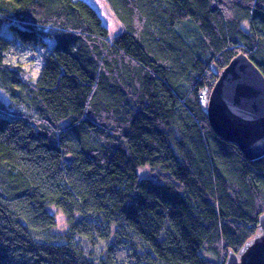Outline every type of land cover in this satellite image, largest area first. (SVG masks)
I'll return each instance as SVG.
<instances>
[{
	"label": "trees",
	"instance_id": "trees-1",
	"mask_svg": "<svg viewBox=\"0 0 264 264\" xmlns=\"http://www.w3.org/2000/svg\"><path fill=\"white\" fill-rule=\"evenodd\" d=\"M104 2L113 36L87 0H0V264H95L73 236L120 220L131 264H224L258 230L264 156L215 134L206 95L239 52L264 75V0Z\"/></svg>",
	"mask_w": 264,
	"mask_h": 264
},
{
	"label": "water",
	"instance_id": "water-1",
	"mask_svg": "<svg viewBox=\"0 0 264 264\" xmlns=\"http://www.w3.org/2000/svg\"><path fill=\"white\" fill-rule=\"evenodd\" d=\"M205 110L220 138L235 144L250 160L264 156V75L244 52L234 55L217 74ZM257 229L237 252L229 250L224 264H264V212Z\"/></svg>",
	"mask_w": 264,
	"mask_h": 264
},
{
	"label": "rangeland",
	"instance_id": "rangeland-1",
	"mask_svg": "<svg viewBox=\"0 0 264 264\" xmlns=\"http://www.w3.org/2000/svg\"><path fill=\"white\" fill-rule=\"evenodd\" d=\"M87 1L92 4L94 8L98 11L103 22L109 28V34L112 36L115 35L119 28V23L114 19L113 15L110 13V10L108 9L104 0ZM219 73L220 71L217 74ZM207 99L208 96L206 95V104ZM0 101L4 103H7L9 101L7 94H5L2 90H0ZM149 171V168L143 169V173L148 174ZM56 214L57 224L53 228V231L56 233H64L67 229L66 223L64 221V216H62L59 211H57ZM86 216L96 215L93 213H87ZM49 238L55 242H64V238L59 236H49ZM72 240L74 242L80 243L84 247L86 254L89 255V257L94 261L95 264H99V259L102 255L105 254V247L107 244L112 245V252L114 258H116L118 261L124 262L125 264L135 263V260L128 256L130 249L135 251H144L142 245L135 237L134 232L129 229L121 220L119 221V224L117 226H114L110 237L105 239H98L95 244H92L87 238L80 234H75Z\"/></svg>",
	"mask_w": 264,
	"mask_h": 264
}]
</instances>
